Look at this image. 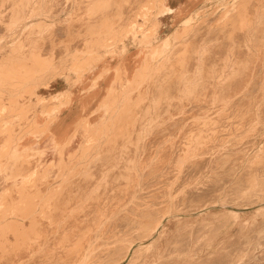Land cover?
I'll return each mask as SVG.
<instances>
[{"label": "rangeland", "instance_id": "rangeland-1", "mask_svg": "<svg viewBox=\"0 0 264 264\" xmlns=\"http://www.w3.org/2000/svg\"><path fill=\"white\" fill-rule=\"evenodd\" d=\"M164 3L168 8L157 0H0V264H62L50 242L67 234L78 237L95 222L83 194L104 197L103 191L125 187L146 189L143 193L156 189L160 200L152 210L161 222L155 230L154 222L147 227L146 221L138 230L126 228L113 243L116 248L94 260L97 264H264V69L260 82L248 86L249 96L235 99L234 114L198 118L184 113L181 97L187 82L183 62L189 58H195L188 66L197 70L194 75L215 80L264 67V0ZM209 40L215 46L203 51ZM176 77L180 82L174 83ZM72 98L75 106L91 101L85 113L73 115L75 107L67 108ZM50 117L65 126L55 127ZM168 146L179 162L159 154ZM201 149H207L204 156ZM133 153L138 177L130 175ZM152 180L158 185L151 187ZM61 196L76 209L55 210L52 202ZM66 218L82 224L62 222Z\"/></svg>", "mask_w": 264, "mask_h": 264}, {"label": "bare ground", "instance_id": "bare-ground-1", "mask_svg": "<svg viewBox=\"0 0 264 264\" xmlns=\"http://www.w3.org/2000/svg\"><path fill=\"white\" fill-rule=\"evenodd\" d=\"M153 1H156V0H153ZM157 1H160V2H162L163 4V6L164 7H166V8H168V6H167V4L166 3H164V0H157ZM143 7H145V6H143ZM140 9V8H139ZM143 12V11H142ZM240 32V31H239ZM245 36V35H244ZM240 37V36H239ZM242 38V37H241ZM240 40V39H239ZM205 42H207V43H204L202 46H203V51H205L206 49H211V48H213L214 46H215V43L213 42V41H205ZM197 43H199V42H197ZM201 43V42H200ZM250 44V43H249ZM251 45V44H250ZM228 45H225V46H223V47H221V48H223V50H224V47H227ZM222 54H224V51L223 52H219V55H214V54H212V52H211V54L209 55L211 58L213 57V56H219L220 57V55H222ZM236 54V53H235ZM247 55V54H246ZM209 58V57H208ZM220 59V58H219ZM194 60H195V58H189V59H187L186 61H184L183 63H184V65H185V67H187L186 68V71L185 72H181V75L183 74H187V77H186V75H184L185 76V78H187V82H185L186 84H182V85H186V90L184 91V93H183V95L181 96L182 97V99H183V101H182V103L186 106V108L183 110L184 111V113H187V114H191V115H194L195 117L198 115V116H202V115H204V114H206V113H209V114H212V113H220V114H227V113H229V112H231V114H234V113H232V108H233V104H235L234 103V101H235V99L237 98L238 99V97L240 96V95H248V93L249 92H247V90L249 89L248 88V86L249 85H251L252 84V82L253 81H256V84L257 83H259L260 82V80L262 79V74H263V69H264V67H263V65H256L257 67L256 68H252L251 70H250V74L249 75H247V76H245V74H242L241 76H236V75H233V76H231V77H228V78H216V80L214 79V78H210V77H206L207 76V74H205L206 76H204V77H198L197 75H194V73H196L197 72V70H195V68L194 69H192L191 67L189 68L188 66L190 65V64H192L193 62H194ZM211 60V59H210ZM217 60V59H216ZM221 60V59H220ZM208 61V60H207ZM231 61V60H230ZM237 61V60H236ZM236 61H235V64H236ZM216 62V61H215ZM215 62H213L212 64H214ZM229 62V61H228ZM217 63V62H216ZM219 64H220V62H218ZM218 63H217V65H218ZM234 64V65H235ZM238 64V63H237ZM184 65H182V66H184ZM203 65V64H202ZM181 66V67H182ZM206 66V65H205ZM179 67V66H178ZM197 67V66H196ZM203 67V66H202ZM202 67H201V69H202ZM214 68H217V67H214ZM220 68V67H219ZM199 69H200V67H199ZM121 70L124 72V70H125V67H124V70L121 68ZM172 70H174V69H172ZM179 70V69H178ZM177 70V71H178ZM204 70V69H203ZM211 70V69H210ZM215 70V69H214ZM183 71V70H182ZM207 71V70H206ZM173 72H175V71H173ZM179 72V71H178ZM203 72V71H202ZM208 72V71H207ZM235 72V70H233V73ZM243 72V71H242ZM189 73V74H188ZM206 73V72H205ZM243 73H245V72H243ZM248 73V72H247ZM255 74V76H254V79L252 80V78L250 79V76H251V74ZM202 75V74H201ZM134 77V76H133ZM177 77H178V75H177ZM176 77V78H177ZM241 77V78H240ZM162 78V77H161ZM184 77H182V79H183ZM184 78V79H185ZM240 78V80H239V82L238 83H236V84H234V82L237 80V79H239ZM256 78V79H255ZM109 79V78H108ZM175 79V78H174ZM173 79V80H174ZM180 78H177V80H176V82H174V83H177V81L179 80ZM170 80H172V79H170ZM169 80V81H170ZM162 81V80H161ZM216 82V81H224V82H226V83H224V84H212L211 82ZM128 82H130V79H128ZM179 82H180V80H179ZM182 82V81H181ZM184 82H182V83H184ZM194 82L195 83H198L197 85H195L194 84ZM201 82V83H200ZM234 84V85H233ZM162 85V84H161ZM172 85L174 86V84L172 83ZM179 85H181V84H179ZM224 85V86H223ZM174 87H176V86H174ZM179 87V86H178ZM252 87V86H251ZM170 88H172V86L170 87ZM169 88V89H170ZM181 88V87H180ZM182 88H183V86H182ZM173 90V89H172ZM251 90H253V89H251ZM175 91H178V90H175ZM182 91V90H181ZM169 92V91H168ZM174 95H176L175 93H173ZM180 94V93H179ZM168 95V94H167ZM172 95V94H171ZM88 96V95H87ZM170 96V95H169ZM173 96V95H172ZM171 96V97H172ZM177 96V95H176ZM249 96V95H248ZM179 97V96H178ZM181 97H179V98H181ZM246 97V96H245ZM169 98V97H168ZM173 98V100H174V97H172ZM253 98H254V96H253ZM220 100V103H218V101ZM236 99V100H237ZM259 98H256L255 99V102L258 100ZM171 100V99H170ZM173 100H172V102H173ZM176 100H179V99H176ZM216 100H218L217 101V103H216V106L214 105V103L216 102ZM252 100V99H251ZM250 101V100H249ZM90 100H87V101H81L80 103H77V105L78 106H75V104H76V101L75 100H73V98L71 99V101L68 103V107L67 108H69L70 110H72L73 109V107H75V109H74V111H73V115H76V113L77 112H80V113H85L86 112V110H87V108H88V106L90 105ZM171 102V101H170ZM239 102V101H238ZM165 103V102H164ZM180 103L178 102V104L177 105H179ZM252 104V103H251ZM164 105V104H163ZM162 105V108L164 107ZM171 105V104H170ZM248 105V104H247ZM247 105H246V107H247ZM261 105V102H260V104H259V106ZM176 106V105H175ZM180 106V105H179ZM237 106V105H236ZM244 106V105H243ZM250 107V106H249ZM95 108V107H94ZM93 108V109H94ZM161 108V107H160ZM172 108V107H171ZM242 108V107H241ZM251 108V107H250ZM259 108V107H258ZM263 108V107H262ZM93 109L90 111V112H88V114L90 113V115H91V112L93 111ZM177 109V108H176ZM240 109V108H239ZM159 110H161V109H159ZM175 110V109H174ZM173 110V111H174ZM216 110V111H215ZM235 110H236V108H235ZM241 110V109H240ZM244 110H245V108H244ZM252 112L254 113L255 111H256V107L254 106L253 107V105H252ZM264 110V109H263ZM158 111V110H157ZM180 111H182L181 110V108H180V110H179V112ZM165 112H166V110H165ZM170 112V114H171V111H168V113ZM176 112V111H175ZM234 112V111H233ZM246 112H249V110L248 111H246ZM237 113V112H236ZM239 113V112H238ZM241 113V112H240ZM243 113H245V112H243ZM162 114V113H161ZM164 114H166V113H164ZM163 114V115H164ZM169 114V116H173V114L172 115H170ZM177 114H178V112H177ZM176 114V115H177ZM180 114V113H179ZM182 114V113H181ZM186 114V115H187ZM208 114V115H209ZM230 114V113H229ZM246 114H248V113H246ZM260 114V113H259ZM73 115H71V116H73ZM185 114H183V116H184ZM166 116V115H165ZM164 116V117H165ZM168 116V115H167ZM166 116V118H167V120H168V117ZM174 116H175V114H174ZM179 116V115H178ZM181 117L182 119L184 118V117ZM197 116V117H198ZM179 117V118H180ZM186 117V116H185ZM51 118V117H50ZM57 118L58 117H55V118H51L52 119V123H53V125L55 126V127H57V128H60V127H62V126H65V123L64 122H60V121H58L57 120ZM166 118H165V120H166ZM174 118V117H173ZM199 118V117H198ZM170 119V118H169ZM192 119V118H191ZM172 120V119H171ZM176 121H177V119H175ZM175 120H172L173 122L175 121ZM184 120V119H183ZM194 121H196V120H198V119H193ZM180 121V120H179ZM178 121V122H179ZM165 122V121H164ZM168 122V121H167ZM177 122V123H178ZM186 122V121H185ZM188 122V121H187ZM190 122H193V121H189V123ZM202 123V122H201ZM204 123V122H203ZM212 123V122H211ZM19 124V123H18ZM168 123H166V125H167ZM174 124V123H173ZM185 124V123H184ZM214 124V123H213ZM212 124V125H213ZM226 124H227V122H226ZM171 125V124H170ZM179 125V124H178ZM187 125V124H186ZM198 124H196L195 126H197ZM201 125V124H200ZM200 125H198V126H200ZM202 125H204V124H202ZM223 125V124H222ZM20 126V125H19ZM18 126V127H19ZM169 126V125H168ZM174 126V125H173ZM182 126H183V124H182ZM189 126V125H188ZM188 126H186L185 128H187ZM194 126V127H195ZM166 127V126H165ZM190 127V126H189ZM192 127H193V124H192ZM162 128H164V127H162ZM167 128V127H166ZM173 128V127H172ZM180 128V127H179ZM198 128H200L201 129V127H198ZM210 128V127H209ZM177 129H178V126H177ZM177 129H175V131L177 130ZM192 129V128H191ZM195 129V128H194ZM203 129V128H202ZM205 129V128H204ZM210 129H213V127L212 128H210ZM162 130V129H161ZM164 130V129H163ZM188 130H189V128H188ZM193 130V129H192ZM178 131V130H177ZM190 131V130H189ZM156 132H157V130H156ZM162 132V131H161ZM172 132V131H171ZM197 132H199V131H197ZM208 133H210V130H208L207 131ZM159 133H160V130H159ZM167 133H170V132H167ZM184 133H186V132H184ZM188 133V132H187ZM200 134V133H199ZM161 135V134H160ZM168 135V134H167ZM182 135V134H181ZM194 135H195V132H194ZM209 135V134H208ZM183 136V135H182ZM184 137V136H183ZM180 139H183V138H180ZM193 139V138H192ZM191 139V140H192ZM159 140V139H158ZM190 140V141H191ZM196 140V139H195ZM201 140V139H200ZM164 141V140H163ZM176 141H178L177 139H176ZM180 141V140H179ZM197 141V140H196ZM199 141V140H198ZM162 142V141H161ZM175 144H176V142L175 141H173ZM191 142H194L193 140L191 141ZM190 142V144H192ZM202 142H204L203 140L200 142V143H202ZM32 144L30 145V144H28V145H30V146H33V141L31 142ZM178 143H180V142H178ZM178 143H177V145H178ZM182 143V142H181ZM161 144V143H160ZM174 144V145H175ZM173 145V146H174ZM181 145H183V144H181ZM204 145H206V143L204 144ZM165 146V145H164ZM170 146V145H169ZM169 146L167 147V148H165L164 150H162V151H159V154L161 155V156H167V161H169V159H170V162L172 161V160H174L175 158H176V160H177V155H176V157H175V155L173 156V158H171V156H170V154L172 153V149H171V147L169 148ZM191 146V145H190ZM192 146H195L196 147V144L194 145V143L192 144ZM190 147L191 148V150H192V148L193 147ZM166 147V146H165ZM175 147V146H174ZM25 148V147H24ZM164 148V147H163ZM179 148V147H178ZM181 148V147H180ZM184 148V147H183ZM201 147H200V145H199V149H200ZM205 148V147H204ZM161 149V148H160ZM175 149H177V148H174V150ZM202 149H203V146H202ZM200 150V153L203 155L204 153H207L206 152V150ZM25 150H26V148H25ZM198 150V149H197ZM130 151H132V150H130ZM188 151V150H187ZM186 151V152H187ZM179 152V151H178ZM195 153L196 154V150H192V153ZM176 153V150H175V152H174V154ZM192 153H191V155H192ZM158 154V155H159ZM195 154H193V155H195ZM172 155V154H171ZM190 155V154H189ZM190 155V156H191ZM170 156V157H169ZM185 156V155H184ZM184 156H183V158H184ZM201 155H199V157H200ZM204 156V155H203ZM182 157V156H181ZM181 157H179V158H181ZM186 157V156H185ZM198 157V158H199ZM162 158H164V157H160V159H162ZM182 158V159H183ZM191 158H193L192 156H191ZM131 159H132V161L129 163L130 164V166H131V168H133L134 169V171L133 172H131L130 173V175L131 176H135V177H138L139 176V173H138V170L140 169V167H139V164H137L136 162H137V159H138V156H137V154L136 153H133L132 154V156H131ZM172 159V160H171ZM182 159H181V161H182ZM207 160H208V158H206ZM165 160V161H166ZM184 160V159H183ZM186 160H187V164L188 165H190L191 164V162L192 161H188V160H190V157L188 156V158H186ZM186 160H184V161H186ZM201 160V159H200ZM200 160L198 159L197 160V162L196 163H198V165H199V162H200ZM203 160V159H202ZM178 162H179V159L177 160ZM183 161V162H184ZM199 161V162H198ZM206 160H204V162H205ZM173 162V161H172ZM203 162V164H205ZM177 162H174V164H176ZM181 163V165H183L182 164V162H180ZM194 163V162H193ZM201 163H202V161H201ZM200 163V164H201ZM206 163H207V161H206ZM164 164V163H163ZM167 164H169V163H166L165 165H167ZM172 163H170L169 165H171ZM185 164V163H184ZM165 165H164V167H165ZM173 165V164H172ZM180 164H178V166H179ZM188 165H187V167H188ZM196 164H194L193 165V167L195 166ZM197 165V166H198ZM163 166V165H162ZM168 166V165H167ZM166 166V167H167ZM174 166H176V170H178V172H179V168H178V166L177 165H174ZM191 166V165H190ZM200 166V165H199ZM198 166V167H199ZM202 166V165H201ZM143 167H145V165L143 166ZM171 167V166H170ZM180 167V166H179ZM187 167H184V168H187ZM192 167V166H191ZM157 168V167H156ZM174 169V167H171V169ZM180 168H182V167H180ZM158 169V168H157ZM161 170H162V168H160ZM171 169L169 168V170L171 171ZM194 169V168H193ZM2 170V169H1ZM176 170H174V171H176ZM197 170H199V169H197ZM233 170V169H232ZM166 171H168V170H166ZM186 171V169L185 170H183V172H185ZM200 171V170H199ZM199 171H196V172H199ZM162 172H164L163 170H162ZM123 173L125 174V175H127V172H125V171H123ZM166 172H164V174H165ZM187 173V172H186ZM166 174H168V172L166 173ZM174 174H179V173H174ZM196 174V173H195ZM195 174L193 175L192 174V176H195ZM143 177H147V176H149V173H147V172H144L143 174ZM160 175V174H159ZM161 175H162V173H161ZM173 174L171 173L170 174V176H172ZM158 176V175H157ZM156 176V178L158 179V177ZM167 176V175H166ZM174 176V175H173ZM161 177V176H160ZM176 177V176H175ZM149 178V177H148ZM178 178H179V175H178ZM194 177H192V179H193ZM31 179V178H30ZM29 179V180H30ZM165 179H166V177H165ZM159 180V179H158ZM174 180V179H173ZM154 180H152L151 181V187H152V185L154 186V184L155 183H157V180H155V183L153 182ZM152 182L154 183V184H152ZM160 182V181H159ZM161 182H162V180H161ZM169 182V180L168 181H166V183H168ZM173 182V181H172ZM176 182V180H174V183ZM136 184L138 183L137 181L135 182ZM174 183L172 184L173 186H175L174 185ZM148 184H150V183H148ZM31 185L33 186V184L31 183ZM122 185H128V183L127 184H123V182H122ZM144 185H145V183H144ZM147 185V184H146ZM157 185H158V183H157ZM167 185V184H166ZM169 185V184H168ZM177 185H179V184H177ZM30 186V185H29ZM88 186V185H87ZM85 187V188H88V187ZM146 187V186H145ZM164 187H166L165 185H164ZM179 187V186H178ZM177 186L176 187H172V188H178ZM23 188V187H22ZM85 188H83V190L85 189ZM154 188V187H153ZM156 188H157V186H156ZM169 188V187H168ZM171 188V190H173ZM15 189V188H14ZM27 190V192L29 191L28 190V188H26ZM30 189V188H29ZM32 189V188H31ZM91 189V188H90ZM103 189V188H102ZM164 189V188H163ZM167 189V188H166ZM179 189V188H178ZM18 190V189H17ZM82 189H80L79 191H81ZM96 190H98V189H96ZM146 190V189H145ZM143 188H142V191H140V190H136V189H128L127 187H125L124 189H116V190H113V191H111V190H109V192H107V193H105V191H103L104 192V194H107L106 196H104L103 197V195H102V197L101 196H99V197H91L90 196V198L88 197L91 193H92V191H91V193L88 195V194H86V196H85V194H83L84 195V197H87V204L85 203V205H83V206H85L86 208H89V212H90V210H91V213L93 212L95 215H94V220H95V222L93 221V220H91V219H89V220H91V222L93 221V223L94 224H92V226H89L88 228H87V221L85 222V226L84 227H86L87 228V230L86 231H84L83 232V234L82 235H79L78 237H75V236H65V235H62V238H58V237H55V239L52 241V242H50V247H51V249L53 250V251H55L58 255H59V257H61V260L63 261L62 262V264H66V263H69V264H90L92 261L93 262H96V261H94V260H98V259H101L103 256H105V254L107 255V253L111 250V248H116V246L113 244V243H115L116 241L117 242H119V238L121 237V233H122V231H124L126 228H140V226L142 225V223H144L145 221H146V226L147 227H149L150 226V224L151 223H153L154 222V224H153V228L151 229V230H155L157 227H158V225L160 224V222H161V219H160V217L158 218V219H156L155 218V214H157V213H154V211L152 210V208H154V206L156 207V205H159V201L157 202V200L159 199V197H158V195H157V192L154 194V192L156 191V189H155V191L153 190H150V191H148L147 190V192H144L143 193V191H145ZM159 190H160V188H159ZM169 190H170V188H169ZM9 191V190H8ZM19 191V190H18ZM20 191H21V189H20ZM25 191V192H26ZM56 191H58V190H56ZM78 191V192H79ZM157 191H158V188H157ZM174 191V190H173ZM24 192V191H23ZM71 192V191H70ZM82 192H84V191H82ZM87 192H88V190H87ZM95 192V191H94ZM100 192H102V190H100ZM159 192V191H158ZM170 192V191H169ZM168 192V193H169ZM174 192H176V191H174ZM173 192V193H174ZM9 193H10V191H9ZM19 193V192H18ZM29 193H31V192H29ZM29 193H27V194H29ZM33 193V192H32ZM80 193V192H79ZM98 193V192H97ZM134 193H139V194H141L140 195V197H136V196H132L131 194H134ZM168 193H166V194H168ZM23 194V193H22ZM21 194V195H22ZM26 194V193H25ZM56 194V193H55ZM58 194H60L59 192H58ZM63 194H64V192H63ZM82 194V193H81ZM61 195H62V191H61ZM70 195H72V198H73V194H70ZM95 195H97L96 193H95ZM98 195H100V194H98ZM160 195V194H159ZM164 195H165V193H164ZM12 196V195H11ZM11 196H9V197H11ZM19 196H20V194H19ZM19 196H17V198H19ZM79 196H80V194H79ZM92 196H94V193L92 194ZM13 197H15V195H13ZM22 198H24V196L22 195L21 196ZM29 197V196H28ZM58 197V196H57ZM57 197L55 198L54 197V200H56L57 199ZM65 197V196H64ZM64 197H59L56 201H53L52 203H54V205H53V207H54V209L55 208H57V209H59V211H62V210H66V209H69V207H70V205H71V201L69 202V198L67 199H65ZM68 197V196H67ZM76 197V196H75ZM163 197H165V196H163ZM169 197V196H168ZM3 198V197H2ZM16 198V197H15ZM16 198V199H17ZM21 198V199H22ZM27 198V197H26ZM30 198H33V197H30ZM35 198H37L38 199V197H35ZM166 199H167V196L165 197ZM0 199H1V197H0ZM6 199V198H5ZM11 199V198H10ZM13 200H14V198H12ZM11 199V200H12ZM15 199V200H16ZM20 199V198H19ZM18 199V200H19ZM25 199V198H24ZM24 199H22V200H24ZM37 199H36V201H37ZM53 199V198H52ZM71 199V198H70ZM79 200V198H77L76 197V200ZM84 199V198H83ZM83 199H82V202L84 203V201H83ZM4 200V199H3ZM17 200V201H18ZM21 200V201H22ZM28 200H30L29 198H28ZM34 200V199H33ZM39 200V199H38ZM77 200V201H78ZM160 200V199H159ZM169 200V199H168ZM2 201V200H1ZM1 201H0V204H1ZM8 201H10L9 199H7V203H8ZM20 200L18 201V203L19 202H21ZM27 201V200H26ZM164 201V200H163ZM5 202H6V200H5ZM11 202V201H10ZM28 202V201H27ZM76 202V201H75ZM74 202V203H75ZM81 202V203H82ZM167 202V200L165 201V202H163V203H166ZM6 203V204H7ZM13 203H15V202H13ZM35 203H37V202H35ZM34 203V204H35ZM38 203H40V202H38ZM37 203V204H38ZM42 203V202H41ZM169 203V202H168ZM5 204V205H6ZM17 203H15V205H16ZM23 204V203H22ZM34 204H31L32 206L34 205ZM73 204V203H72ZM76 204V203H75ZM8 205H9V203H8ZM12 205V204H11ZM21 205V204H20ZM25 205H27V204H25ZM24 205V206H25ZM78 205H80L79 203H78ZM7 206V205H6ZM5 206V207H6ZM23 206V207H24ZM47 206V205H46ZM48 206H51V205H48ZM72 206V205H71ZM74 206H76V205H74ZM167 206H168V204H167ZM4 207V206H3ZM4 207V208H5ZM14 207V206H13ZM28 207V206H27ZM73 207V206H72ZM76 207H78V206H76ZM12 208V207H11ZM16 208H17V206H16ZM21 208V207H20ZM20 208H18V209H20ZM29 208V207H28ZM71 208V207H70ZM74 209H76L75 207H73ZM83 208V207H82ZM160 208V207H159ZM158 208V209H159ZM161 208H162V206H161ZM7 209H8V207H7ZM22 209L23 208H21L20 210H18V211H22ZM25 209V208H24ZM62 209V210H61ZM80 209V208H79ZM157 209V208H156ZM157 209V210H158ZM1 210V209H0ZM26 210H27V208H26ZM56 210V209H55ZM84 210H87V209H84ZM3 211V210H2ZM2 211H0V212H2ZM58 211V210H57ZM69 211V210H68ZM72 211V210H71ZM78 212V211H77ZM80 212V211H79ZM82 212V211H81ZM80 212V213H81ZM87 212V211H86ZM87 213V214H90V216L91 215H93V213L91 214V213ZM24 213H26V212H24ZM68 213V212H67ZM74 213H76V212H74ZM2 214H3V212H2ZM1 214V215H2ZM4 214H5V210H4ZM82 214V213H81ZM161 214V213H160ZM167 214V213H166ZM71 215V214H70ZM85 216L86 214H82V216ZM159 215V214H158ZM171 215V214H170ZM75 216V215H74ZM161 216V215H160ZM71 217V216H70ZM81 217V215L79 216V218ZM88 216L86 215V218H87ZM95 217H96V219H95ZM1 218V217H0ZM40 218V217H39ZM67 218H68V215H67ZM64 219L62 222H64V221H66V222H69V223H71V224H73V222L75 223L76 222V224L77 223H81L82 224V222H81V220L79 221V220H77V219H79L78 217H77V221L74 219V220H71L72 218H70V221L68 220V219ZM82 218V217H81ZM91 218V217H90ZM83 219V218H82ZM88 220V221H89ZM1 221H2V219H1ZM9 221V220H8ZM5 223H7L6 221H5ZM96 223V224H95ZM76 224H74V225H72L73 227L76 225ZM91 224V223H90ZM98 224H99V229H97L98 228ZM54 225V224H53ZM89 225V224H88ZM40 226V225H39ZM43 225H41V227H42ZM97 226V227H96ZM152 226V225H151ZM76 227V226H75ZM96 227V228H95ZM54 228H55V226H54ZM77 228H83V226H79V227H77ZM77 228H76V230H77ZM143 228V227H142ZM151 228V227H150ZM56 229V228H55ZM74 229V228H73ZM72 229V230H73ZM80 229H78V230H80ZM75 230V229H74ZM73 230V231H74ZM138 230V229H137ZM142 230V229H141ZM145 230V229H144ZM80 231H82V230H80ZM80 231H79V234H80ZM129 231H130V229H129ZM125 232V231H124ZM139 232V231H138ZM141 232V231H140ZM140 232L138 233V235L140 236ZM69 234H70V232H68ZM72 233V232H71ZM77 233V232H76ZM126 234V233H125ZM136 234V233H135ZM145 234H147V232L145 233ZM145 234H144V236H145ZM75 235H77V234H75ZM132 235H133V233H132ZM65 236V237H64ZM142 236H143V233H142ZM141 236V238H143ZM147 236V235H146ZM131 237V236H130ZM130 237H128V238H130ZM122 238H124V235L122 236ZM133 239V238H132ZM18 240V239H17ZM123 240V239H122ZM260 240V239H259ZM70 241V242H69ZM137 241V240H136ZM55 242L57 243V242H59L58 244H55ZM69 242V243H68ZM71 243V244H70ZM72 243H73V245H74V247H70L69 246V244L72 246ZM121 243V242H120ZM115 246V247H113V245ZM119 244V243H118ZM39 245V244H38ZM49 245V244H48ZM122 246H123V244H121ZM121 245H119L118 247H117V249L119 248V247H121ZM129 246V245H128ZM32 247H33V245H32ZM49 247V246H48ZM68 247H70V248H72L71 250L69 249V251H68ZM124 247H125V244H124ZM124 247H123V249H121V250H125L124 249ZM40 248V247H39ZM32 249H34V247L32 248ZM37 248L35 249V252L37 253ZM121 250H118V251H121ZM30 251V250H29ZM32 251H34V250H32ZM31 251V252H32ZM41 251H43V250H41ZM46 251V250H45ZM48 251H49V248H48ZM116 251V249H114V252ZM146 251V250H145ZM38 252H39V250H38ZM111 252H112V250H111ZM110 252V253H111ZM126 252H127V249H126ZM138 252V251H137ZM143 253H144V251H142ZM28 253H30V252H28ZM27 253V254H28ZM34 253V252H33ZM110 253L108 254L109 255V257H111L110 256ZM121 253H123V252H121ZM25 255V253L23 254V255H25V257L26 256H28V255ZM30 254H32V253H30ZM53 254V253H52ZM134 254V253H133ZM33 255V254H32ZM41 255V254H40ZM48 255V254H47ZM55 255V254H54ZM57 255V256H58ZM112 255V254H111ZM125 255H126V253H125ZM37 256H39V255H37ZM45 256V255H44ZM24 257V258H25ZM41 257V256H40ZM49 257V256H48ZM56 257V256H55ZM112 257H113V255H112ZM123 257V256H122ZM28 258H29V256H28ZM37 258H39V257H37ZM42 258V257H41ZM53 258H54V256H53ZM26 259V261H27V258H25ZM32 259V258H31ZM35 259V258H34ZM40 259V258H39ZM43 259V258H42ZM52 259V258H51ZM50 259V260H51ZM55 259H57V257L55 258ZM60 258H58L57 260H59ZM118 259V258H117ZM124 259V258H123ZM54 259H52V261H53ZM56 260V261H57ZM91 260V262H89ZM111 260V259H110ZM141 260V259H140ZM34 261V260H33ZM37 260H35V262H36ZM39 261V260H38ZM99 261H101V260H99ZM114 261V260H113ZM117 261V260H116ZM106 262V261H105ZM112 262V261H111ZM131 262V261H130ZM33 263V262H32ZM99 263V262H98ZM102 263H103V260H102ZM24 264V263H23ZM26 264V263H25ZM58 264V263H57ZM61 264V263H60ZM92 264V263H91ZM94 264V263H93ZM96 264H97V262H96ZM99 264H101V262L99 263ZM108 264V263H107ZM138 264V263H137Z\"/></svg>", "mask_w": 264, "mask_h": 264}]
</instances>
